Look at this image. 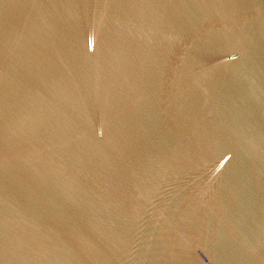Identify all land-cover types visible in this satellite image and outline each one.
Wrapping results in <instances>:
<instances>
[{"label":"water","instance_id":"water-1","mask_svg":"<svg viewBox=\"0 0 264 264\" xmlns=\"http://www.w3.org/2000/svg\"><path fill=\"white\" fill-rule=\"evenodd\" d=\"M0 264H264V0H0Z\"/></svg>","mask_w":264,"mask_h":264}]
</instances>
